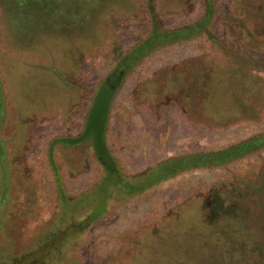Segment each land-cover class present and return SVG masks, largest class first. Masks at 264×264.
<instances>
[{
	"label": "rangeland",
	"instance_id": "obj_1",
	"mask_svg": "<svg viewBox=\"0 0 264 264\" xmlns=\"http://www.w3.org/2000/svg\"><path fill=\"white\" fill-rule=\"evenodd\" d=\"M151 2L165 28L195 21L205 6V0ZM149 5V0H0V264H18L47 247L52 235L94 206L80 200L103 176L92 147H54L66 209L49 147L57 138L83 132L91 101L117 56L149 35ZM255 5L264 6V0H221V20L214 27L239 52L260 58L264 49L232 39L239 30L234 32L227 20L230 12L244 14ZM218 52L205 36L171 44L125 77L111 104L107 142L127 174L264 132V90L250 117L224 126L200 122L198 112L192 114L163 88L174 78L172 69L189 59L206 56L227 66ZM263 169L264 148L226 166L182 172L141 195L113 202L73 245L57 235V245L42 259L45 264H264V220L250 188H257ZM233 189L245 205L229 199L233 202L209 221L206 196L221 201ZM62 252L68 260L60 263Z\"/></svg>",
	"mask_w": 264,
	"mask_h": 264
},
{
	"label": "trees",
	"instance_id": "obj_2",
	"mask_svg": "<svg viewBox=\"0 0 264 264\" xmlns=\"http://www.w3.org/2000/svg\"><path fill=\"white\" fill-rule=\"evenodd\" d=\"M221 0H205L204 11L195 21L175 28H165L156 13L154 4L149 0L152 16V28L149 35L129 50L117 56L115 65L99 85L92 101L83 132L78 136L57 138L49 147L52 168L56 173V181L60 190V201L66 209L69 201L62 188L54 160V147L58 144L75 147L88 143L102 167L103 176L91 189L85 192L80 200H90L93 207L83 208L78 220L70 223L57 234L52 235V242L40 251L21 259L18 264H45L42 259L50 253L51 247L57 245V235L65 236L69 244L77 242L101 218L105 217L113 202H121L141 195L151 188L175 178L185 171L199 168L226 166L230 163L253 154L264 148V132L239 143L210 151L187 153L168 157L150 166L143 172L130 175L121 167L119 160L112 153L107 142V129L110 108L114 95L129 72L145 57L156 50L175 43L190 41L205 36L223 55L229 64L225 67L209 57H198L184 61L182 67L173 68L174 78L163 88L166 92L178 96L192 114L198 112L200 122L209 120L210 124L227 125L250 117L252 105L256 98L262 97L264 90V56L255 58L239 52L235 47L222 40L215 32V23L221 20L219 5ZM235 2V0H230ZM227 20L235 27L231 38L250 49H264V6H254L253 10L244 14L229 13ZM231 24V23H230ZM222 112V116L220 113ZM4 149L0 140V161H3ZM3 163V162H2ZM1 163V168L5 166ZM264 169L260 173L257 188L252 193L260 201L254 202L260 213L258 218L264 220ZM225 198L213 201L207 197L208 212L206 218L215 220L221 214L226 203L245 205L238 192L233 189ZM228 198V199H227ZM235 201V199H237ZM212 199V200H211ZM252 204V202L250 203ZM207 206H205L207 208ZM253 208V211L255 209ZM75 212L72 216L75 215ZM220 213V214H219ZM208 225H210L208 223ZM65 243V240L63 241ZM73 245V244H72ZM68 246L64 247L67 248ZM70 247V246H69ZM60 263L68 260L67 255L59 254Z\"/></svg>",
	"mask_w": 264,
	"mask_h": 264
}]
</instances>
